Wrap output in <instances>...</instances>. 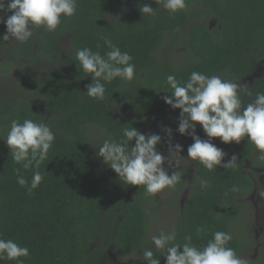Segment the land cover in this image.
<instances>
[{"label": "trees", "instance_id": "obj_1", "mask_svg": "<svg viewBox=\"0 0 264 264\" xmlns=\"http://www.w3.org/2000/svg\"><path fill=\"white\" fill-rule=\"evenodd\" d=\"M144 4L153 7L155 15L143 19L139 9ZM187 5L186 10L171 14L155 0H77L75 14L62 17L55 31L32 27L33 37L23 43L0 39V47L16 60L17 74L8 84L15 96L0 97V138H6L12 120L25 118L44 120L56 134L39 168L44 179L31 194L17 184L14 169L20 165L12 161L10 149L0 139V236L29 249V257L21 258L23 264H118L105 261L110 252L119 259L135 253L133 264H147L142 250L156 196L146 194L142 185L122 183L107 165L114 175L105 181V169L92 153L88 133L95 127L104 133L102 138L119 140L124 127L132 125L146 133L162 114L167 117L164 123L170 121L174 127L180 109L164 103L163 97L171 95L164 92L167 75L184 81L192 71L209 76L225 73L234 82L264 58V0H187ZM212 17L216 26L209 22ZM5 32L6 25L0 23V37ZM101 35L128 52L136 66L131 82L116 78L105 83L103 101L84 94L92 79L75 61L76 50L84 47L104 55L108 49ZM65 38L71 50L63 52ZM172 51L183 57L177 65L166 56ZM62 56L64 71L56 67ZM250 90L264 92V76L254 79ZM119 105L127 106L132 117L118 116L114 109ZM164 123L159 135L168 133ZM191 143L189 138L184 145ZM234 169L218 166L209 171L199 163L193 179L207 181V186L195 182L183 207L168 201L177 209L176 242L182 244L191 235L192 242L202 246L215 231L231 234L230 223L239 208L224 204L242 180V173ZM35 170L21 169V173L30 182ZM181 172L182 180L174 187L177 196L189 177L187 169ZM198 228L204 231L197 234ZM232 237L229 246L239 253L237 237ZM153 251L154 258L165 264L163 251ZM0 264L16 261L0 260Z\"/></svg>", "mask_w": 264, "mask_h": 264}, {"label": "clouds", "instance_id": "obj_2", "mask_svg": "<svg viewBox=\"0 0 264 264\" xmlns=\"http://www.w3.org/2000/svg\"><path fill=\"white\" fill-rule=\"evenodd\" d=\"M155 3L171 14L184 11L188 6L187 0H155ZM76 9L77 0H0V13L3 14L0 15V23L6 25V32L0 39L27 42L33 37L32 27L39 26L53 32L60 25L61 18L72 17ZM139 10L143 19L155 15L149 4H144ZM100 40L108 49L104 55L84 47L76 50L75 61L78 62L79 70L92 79L84 94L103 101L105 83H111L116 78L131 82L136 77V66L132 62L133 57L126 51L122 52L109 36L101 35ZM164 84V92L171 94L163 97L164 103L173 109H180L176 131L193 141L187 147L186 158L198 161L209 171L218 166L234 168L237 155L229 157L224 149L213 143V138H219L223 144H238L246 137L259 153L257 159L264 161V92H257L254 100L244 104L241 94L251 95L246 82L224 80L218 75L209 76L198 71H192L184 81L169 74ZM197 125L201 127L206 139L197 133ZM167 131V156L157 149L162 140L159 134L146 135L132 125L122 129L121 139H105L98 148L95 147L98 149L97 155L103 158V163L117 174L122 183L142 185L146 194L154 195L165 188L175 187L183 176L181 171L176 170L178 162L170 159L171 153L180 155L183 147L179 143L173 146L172 129ZM55 138L56 134L48 123L31 118H25L23 122L12 120L6 138H0L5 140L10 149L12 161L20 165L14 169L17 184L26 188L29 194L44 179L39 168L47 159ZM133 140L135 143L130 146ZM21 169H36L30 182L21 173ZM200 183L207 186V181L201 180ZM238 190L232 188L233 192ZM202 231L204 229L198 228L197 234ZM232 238L229 232L215 231L202 246L195 245L191 235H186L181 244L176 242L177 232L172 229L160 230L158 234L152 235L151 244L156 250L163 251L165 264H250L248 258L237 255L236 250L229 246ZM29 255L26 246L0 236V260L23 264L21 258ZM142 259L147 264H160V259L154 258L152 247L143 248Z\"/></svg>", "mask_w": 264, "mask_h": 264}, {"label": "flooded vegetation", "instance_id": "obj_3", "mask_svg": "<svg viewBox=\"0 0 264 264\" xmlns=\"http://www.w3.org/2000/svg\"><path fill=\"white\" fill-rule=\"evenodd\" d=\"M217 21V20H216ZM216 75L220 76L221 79L228 80L227 75L225 73H217ZM264 76V58L257 61L253 64V68L249 71L248 74L243 76L241 79H237L234 82H246L248 84L249 91L251 95L241 94L240 98L244 104H247L255 99L256 92L250 90L251 84L254 79L257 77ZM230 80V79H229ZM120 106V105H119ZM115 110V109H114ZM158 120H154L150 125L153 128V125L159 123ZM157 121V122H156ZM174 123V127L171 126V122L167 121L164 123V128L168 126V128H175L177 125V121H172ZM178 126V125H177ZM148 129L147 131H149ZM177 129V128H176ZM163 130V126L160 131ZM167 131V130H164ZM197 132L201 136L202 139H206L205 134L203 133L201 127L197 125ZM162 140L161 143L157 145V149H164L161 152L164 155H168V140L169 134L166 132L165 134H160ZM190 137L181 136L177 131L172 130L171 132V141L173 146L176 143L183 145V151L180 155L175 153L170 154V159L179 161L177 171H184L187 169L189 173L188 181L186 182V187L181 189V192L178 194L180 196V204L181 207L184 206L188 195L192 191V186L194 185L196 180L193 179V175L198 174L197 165H199L198 161H193L187 157V147L184 143ZM193 142V141H192ZM213 143L216 145L227 149L232 154H236L238 157L237 165L235 167V171L237 173H242V180L238 179L237 188L239 189L234 193V197L229 198L228 202L224 205L237 206L238 214L235 219L230 223V232L232 235L237 237L239 242L237 255L248 258L250 264H264V161H260L257 159L259 153L255 149V146L248 142L245 137L238 144L232 142L230 144H223L220 142L219 138H213ZM186 148V149H185ZM160 151V150H159ZM181 165V166H180ZM167 167V165L165 166ZM239 172H238V171ZM171 169L169 170V173ZM200 186L201 184L197 182ZM131 197V196H130ZM170 205V204H169ZM172 207L171 205L168 206ZM165 210V207H164ZM158 211V219L164 221V213L165 211ZM174 222H176V216L174 218ZM168 227L167 225L163 226L164 231H170L174 229ZM252 227L255 228V235L251 239V231ZM149 236V233H148ZM144 240V244L146 245V240ZM149 247V246H146ZM154 248V247H152Z\"/></svg>", "mask_w": 264, "mask_h": 264}, {"label": "rangeland", "instance_id": "obj_4", "mask_svg": "<svg viewBox=\"0 0 264 264\" xmlns=\"http://www.w3.org/2000/svg\"><path fill=\"white\" fill-rule=\"evenodd\" d=\"M209 22L213 25L216 26L217 25V21L215 17H212ZM67 49L71 50V47L69 46L68 43V39L65 38L63 39V44H62V50L63 52H65ZM0 51L4 52L3 54H0V97L1 96H15L14 95V89L9 88L8 84H11L12 81H14V79L16 78L17 74L15 73V69H16V60L12 59V56L10 54V51L7 50V48L4 47H0ZM166 56L173 61V63L175 65H177L178 62L177 59L179 58H183L180 52H174L172 51L169 54H166ZM64 56L59 57L56 61L57 65V69L58 70H65L66 68V63L64 60ZM38 64H42L45 63V60H38L37 61ZM20 94L16 95L17 97ZM115 112L118 116H120L121 118H130L132 117L133 113L127 108V106L124 105H120L118 107L115 108ZM159 123H156L155 125H153V133L158 134V132L160 131V129L163 126L164 121H166L167 117L166 114H162L159 117ZM158 120V119H156ZM157 122V121H156ZM152 126H149V129ZM88 139H89V143L91 144V148H92V153L97 155L98 152V147L103 143V141L105 140L102 137H105L104 133H101L97 128L93 127V129H91V131L88 133ZM144 134H151L149 131L144 133ZM97 147V148H95ZM98 156V155H97ZM99 160L102 162L103 164V168L105 169V173H104V180L105 181H109L110 177L112 175H114L112 172H108V168L106 167V164L103 163V158L98 157ZM173 162H178V164H180L179 161H175L172 160ZM167 164H165L166 166ZM181 166V165H180ZM156 196V201L153 203L152 207L149 208L150 211L152 212V223H151V230H149V236L146 240V246L149 247H154L151 244V236L152 235H156L158 234V232L160 230H163V226L167 225L170 228H173V226L175 225L174 222V218L176 216L177 213V209L176 207H168L170 206L169 204V200H174L175 202L180 204V196H177V193L175 192V188H165L163 189L161 192H158L155 194ZM165 207V210H164ZM164 210V221H161L158 219V214L157 211H162ZM255 228L252 227V231H251V239L254 237L255 235ZM135 253L132 254L131 256L125 258V259H119L117 257V255L114 252H110L109 254H107V256L105 257V261H109V262H114V263H118V264H133L131 260L135 259Z\"/></svg>", "mask_w": 264, "mask_h": 264}]
</instances>
